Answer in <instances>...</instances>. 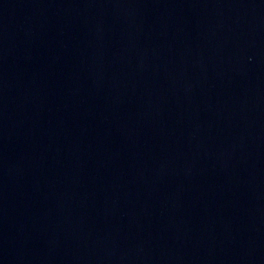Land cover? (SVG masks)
<instances>
[{
	"label": "water",
	"instance_id": "obj_1",
	"mask_svg": "<svg viewBox=\"0 0 264 264\" xmlns=\"http://www.w3.org/2000/svg\"><path fill=\"white\" fill-rule=\"evenodd\" d=\"M0 264H264V0H0Z\"/></svg>",
	"mask_w": 264,
	"mask_h": 264
}]
</instances>
